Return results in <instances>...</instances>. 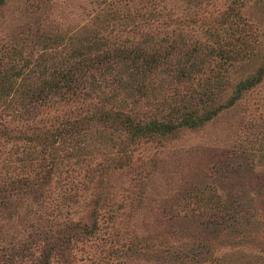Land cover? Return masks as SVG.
<instances>
[{"label":"rangeland","instance_id":"1","mask_svg":"<svg viewBox=\"0 0 264 264\" xmlns=\"http://www.w3.org/2000/svg\"><path fill=\"white\" fill-rule=\"evenodd\" d=\"M257 45L264 0H4L0 186L28 177L35 188L0 187V259L264 264V81L234 97L260 65ZM228 49L252 59L222 79ZM211 109L169 140L132 141L106 123Z\"/></svg>","mask_w":264,"mask_h":264},{"label":"trees","instance_id":"2","mask_svg":"<svg viewBox=\"0 0 264 264\" xmlns=\"http://www.w3.org/2000/svg\"><path fill=\"white\" fill-rule=\"evenodd\" d=\"M4 4V0H0V6ZM234 30L233 36H235L237 33L239 34V36H236V40L241 41L240 39L243 40H249V38L247 37V35L244 33L243 30ZM237 34V35H238ZM252 51H254V53L256 54H260L261 57V62L260 65L255 67V71H253L251 74H249L246 78L241 79L237 84H236V94H235V98L240 99L243 94H245L248 91H251L252 89H254L256 86H258L259 84H261L264 81V47L257 45V46H253L251 47ZM250 52L238 49V50H233V49H228L223 51V61L220 64V77H222V79L224 78L225 74H228L230 72V70L232 68H234L236 66V64H244L245 62H247L248 60L252 59L250 56H248L247 54ZM253 54V53H252ZM254 55V54H253ZM106 64L110 65V67H112V64L115 62V58L112 61V58L107 57V55H97L95 56L94 62L97 66L102 65V63L100 62H106ZM234 65V66H233ZM139 67H137L138 69ZM137 69H135V71H133L132 73H130V75L125 79V83H129L128 82V78L132 81H134L136 78V73H137ZM139 70V69H138ZM78 72H81V69H78ZM64 81L65 82H69L71 83L73 81L74 78V74H70L68 72L64 73L63 75ZM63 81V80H62ZM62 81H60V83H58V85H60L62 83ZM48 84L50 85H54V83L49 82ZM51 86V87H52ZM56 89V88H55ZM204 104L207 105H214L216 103V96H206L204 97L203 100ZM218 103V102H217ZM200 110V109H199ZM219 114V110H208V111H204L202 114L198 113L197 110L195 111H175L174 113L170 114V116H167L168 119L167 121H152L149 122L147 124H140V123H135L133 121V119L129 118L126 122H120V118L119 116H115V117H111L112 119H110L108 122L106 123H110L111 128H114L115 131H119V127H121L120 129H122V131H124L126 134H128V137H130L132 139V141H140L143 138H155V137H164L167 138V140L172 139L173 135L176 131L178 130H182V129H197L200 128L201 126H203L206 122L210 121L212 118H214L216 115ZM106 119V117H105ZM90 121V119H89ZM106 121V120H105ZM68 136V135H67ZM51 139V138H50ZM49 139V140H50ZM43 142V141H42ZM45 143V142H44ZM14 179V178H12ZM13 186L8 189L6 186H0L1 187V192H3V190H6L7 192H22V191H27L30 189H34L35 186L32 185V179L26 177L23 180H18V179H14L13 180ZM0 192V193H1ZM4 206L2 203V199L0 196V207ZM95 221V220H94ZM95 226V224L93 225ZM87 226L83 227V230H86ZM88 228V227H87ZM97 227H93L90 230L85 231V233L87 235H94V232L97 230ZM90 231V232H88ZM201 256H198V258H200ZM8 259V258H7ZM195 259L193 258L192 261H194ZM0 262L3 264H13L15 262H13V260H11V258H9L8 260H5V258L2 256V259H0ZM36 264H44L43 260H41L40 258L37 259Z\"/></svg>","mask_w":264,"mask_h":264}]
</instances>
